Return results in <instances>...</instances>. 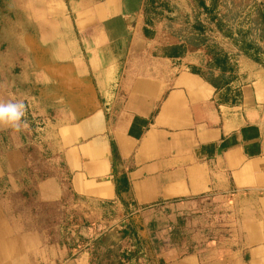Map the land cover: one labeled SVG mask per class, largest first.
<instances>
[{"label": "crops", "instance_id": "obj_1", "mask_svg": "<svg viewBox=\"0 0 264 264\" xmlns=\"http://www.w3.org/2000/svg\"><path fill=\"white\" fill-rule=\"evenodd\" d=\"M170 1L0 0V102L26 106L0 126V264H121L151 241L159 264H264V0L229 71L204 26L155 21L191 13ZM200 204L221 234L166 229Z\"/></svg>", "mask_w": 264, "mask_h": 264}, {"label": "rangeland", "instance_id": "obj_2", "mask_svg": "<svg viewBox=\"0 0 264 264\" xmlns=\"http://www.w3.org/2000/svg\"><path fill=\"white\" fill-rule=\"evenodd\" d=\"M199 1L190 0V7L193 5L191 13L189 11L188 13L179 12L176 15L167 16L162 12V16L155 17V21L163 23L168 29L183 32H189L192 29L201 32V28L204 26L205 40L211 46L210 48L221 54L225 52L234 62L237 54L234 52V47L238 45L240 37L238 31L246 30L247 32L243 33L245 38L255 37V34L249 31L246 26L261 23V18L258 17L259 5L255 0H203L209 9L208 12H205ZM170 2V0H159L157 4H154V8L157 12L169 10ZM220 215L221 212L216 208V204L204 206L200 204L194 210H185L178 216L168 219L166 229L173 228L176 231L178 228L179 232L185 233L186 227L189 225L199 229L206 237H215L223 232V227L217 224L221 222ZM83 222L90 223L87 217H83ZM209 224L213 228L209 227ZM149 245L146 247V252H124L121 264H159L156 242L151 241Z\"/></svg>", "mask_w": 264, "mask_h": 264}, {"label": "clouds", "instance_id": "obj_3", "mask_svg": "<svg viewBox=\"0 0 264 264\" xmlns=\"http://www.w3.org/2000/svg\"><path fill=\"white\" fill-rule=\"evenodd\" d=\"M26 106L23 102H0V126L13 128L17 131L22 126Z\"/></svg>", "mask_w": 264, "mask_h": 264}, {"label": "trees", "instance_id": "obj_4", "mask_svg": "<svg viewBox=\"0 0 264 264\" xmlns=\"http://www.w3.org/2000/svg\"><path fill=\"white\" fill-rule=\"evenodd\" d=\"M159 0H152V3L153 5L154 4H157ZM199 4L203 7V10L205 12H208L209 9L207 8V6L205 5V3L203 2V0H200L199 1ZM199 27V26H198ZM200 41V38L198 37H194L193 38V45L194 46H197L198 43ZM209 55L212 57L213 59V63H212V66L214 67H217L219 68L221 71H229L230 67H231V64H230V61H229V56L227 54H221L220 52L216 51L215 49L213 48H210L209 49ZM46 161H47V165L54 169V165L56 163V161H54L52 159V155H49L46 157ZM32 163L29 161L28 162V169L29 170H33L35 169V167L31 166ZM99 256V252H94V255H93V259L95 257H98Z\"/></svg>", "mask_w": 264, "mask_h": 264}]
</instances>
